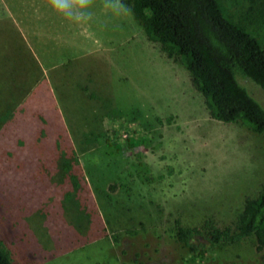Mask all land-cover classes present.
<instances>
[{
	"label": "rangeland",
	"instance_id": "rangeland-1",
	"mask_svg": "<svg viewBox=\"0 0 264 264\" xmlns=\"http://www.w3.org/2000/svg\"><path fill=\"white\" fill-rule=\"evenodd\" d=\"M120 3L94 0L77 24L48 0H0V238L18 264H264L251 241L203 257L175 242L177 220L238 222L264 182V133L214 120L185 67ZM25 35L38 62L98 59L95 138L66 144L49 65ZM241 84L264 106L262 87Z\"/></svg>",
	"mask_w": 264,
	"mask_h": 264
},
{
	"label": "trees",
	"instance_id": "trees-1",
	"mask_svg": "<svg viewBox=\"0 0 264 264\" xmlns=\"http://www.w3.org/2000/svg\"><path fill=\"white\" fill-rule=\"evenodd\" d=\"M129 3L147 38L188 71L214 120L264 133V106L241 84L251 81L264 89V0ZM241 214L236 224L226 227L210 218L196 227L177 220L173 238L195 257L246 241L257 252L264 250V182L258 196L245 201ZM0 264H18L1 238Z\"/></svg>",
	"mask_w": 264,
	"mask_h": 264
},
{
	"label": "crops",
	"instance_id": "crops-1",
	"mask_svg": "<svg viewBox=\"0 0 264 264\" xmlns=\"http://www.w3.org/2000/svg\"><path fill=\"white\" fill-rule=\"evenodd\" d=\"M13 12L10 11L9 14L15 22V12ZM24 40L29 55L36 64L40 65L43 60L42 64L47 62L49 65V70L43 72V79L48 82L49 87L55 88L56 93L58 91L57 99L60 102L58 110L66 122L64 128L65 138L68 141L66 144L82 143L81 138H89L91 135L95 138L97 122L105 118L104 108L101 105L100 109L98 108L96 99L99 96L104 100L107 98L103 95L104 88H99L98 85L102 76L96 70L98 59L86 57L87 55L83 57L81 54L69 58L68 61H56V63L48 61L46 56H43V59L38 57L40 60L38 62L33 55V50L36 48L34 41L28 37Z\"/></svg>",
	"mask_w": 264,
	"mask_h": 264
},
{
	"label": "clouds",
	"instance_id": "clouds-1",
	"mask_svg": "<svg viewBox=\"0 0 264 264\" xmlns=\"http://www.w3.org/2000/svg\"><path fill=\"white\" fill-rule=\"evenodd\" d=\"M111 2L110 9L115 12L123 7L120 0H111ZM48 4L58 16L72 23H86L93 15L94 0H48ZM104 7L109 8L107 5Z\"/></svg>",
	"mask_w": 264,
	"mask_h": 264
}]
</instances>
